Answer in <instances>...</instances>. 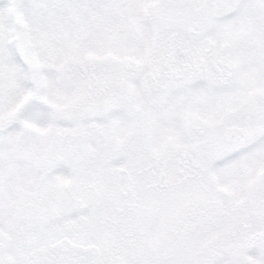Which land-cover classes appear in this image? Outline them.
<instances>
[{"label":"snow or ice","instance_id":"obj_1","mask_svg":"<svg viewBox=\"0 0 264 264\" xmlns=\"http://www.w3.org/2000/svg\"><path fill=\"white\" fill-rule=\"evenodd\" d=\"M0 264H264V0H0Z\"/></svg>","mask_w":264,"mask_h":264}]
</instances>
